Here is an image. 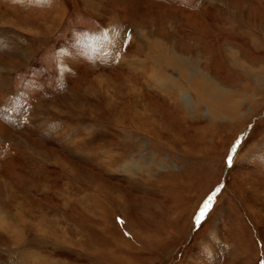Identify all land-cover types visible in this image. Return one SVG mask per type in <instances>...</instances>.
Instances as JSON below:
<instances>
[{
  "label": "rangeland",
  "instance_id": "374dc122",
  "mask_svg": "<svg viewBox=\"0 0 264 264\" xmlns=\"http://www.w3.org/2000/svg\"><path fill=\"white\" fill-rule=\"evenodd\" d=\"M0 216V264H264V0H0Z\"/></svg>",
  "mask_w": 264,
  "mask_h": 264
},
{
  "label": "bare ground",
  "instance_id": "6f19581e",
  "mask_svg": "<svg viewBox=\"0 0 264 264\" xmlns=\"http://www.w3.org/2000/svg\"><path fill=\"white\" fill-rule=\"evenodd\" d=\"M153 44V43H152ZM229 54V55H228ZM227 57L230 59V61L232 62L231 64L233 65V66H236V65H238L240 68H242L243 70H244V73L246 72V73H251L253 70H252V68H250V67H247L246 66V64L240 59V58H238V56H237V53H236V51H234V50H231V48L229 49V51H228V53H227ZM175 58V57H174ZM172 59V58H171ZM180 71V70H179ZM185 74V77H187L186 79H188L189 78V75H187L186 73H184ZM247 75V74H246ZM249 75V74H248ZM247 75V76H248ZM198 76L199 75H194L193 76V78L192 79H198ZM205 77L202 75L201 76V78H200V85H199V87H197V88H195V90H196V92L195 93H197V99L198 100H201V99H204V101H206V98L207 99H209V100H211L209 97H213V98H217V96H220V95H225L224 93H221V90H219V88H216L215 86H214V88H212L211 87V85H213V84H211L210 85V87H207L206 85H207V83L208 82H204L203 81V79H204ZM249 79V78H248ZM188 81V80H187ZM203 81V82H202ZM192 82V81H191ZM198 82V81H197ZM193 83V82H192ZM213 83V82H212ZM193 84H195V83H193ZM192 85V84H191ZM193 86V85H192ZM195 86V85H194ZM249 87V86H248ZM207 88V89H206ZM247 90V89H246ZM246 90H244V91H246ZM196 95V94H195ZM216 103V102H215ZM210 106V108H211V104L209 105ZM209 108V109H210ZM213 115H215L214 113H213ZM216 116V115H215ZM233 116H234V114H233ZM6 189H8V186L6 187ZM6 196V195H5ZM7 201H9L10 202V200L9 199H7ZM17 212H18V215H19V219H20V221H21V214H23L24 213V211L22 210V207H21V205H17V210H16ZM1 217V216H0ZM23 218V217H22ZM2 219V218H1ZM0 219V227L3 229V230H6V221H5V219L3 218V220H1ZM24 221H25V216H24V219H23V223H24ZM7 228H10V227H7ZM7 231H10V232H13V233H16V230L15 231H13V230H7ZM9 233V232H8ZM14 235H16V234H14Z\"/></svg>",
  "mask_w": 264,
  "mask_h": 264
},
{
  "label": "snow or ice",
  "instance_id": "6c2138e0",
  "mask_svg": "<svg viewBox=\"0 0 264 264\" xmlns=\"http://www.w3.org/2000/svg\"><path fill=\"white\" fill-rule=\"evenodd\" d=\"M229 163H231V160L229 161ZM207 211H208V206L206 205L205 209L201 212V217H203Z\"/></svg>",
  "mask_w": 264,
  "mask_h": 264
}]
</instances>
